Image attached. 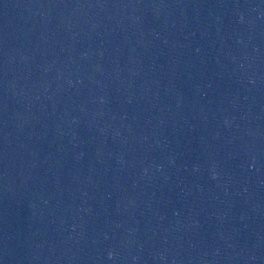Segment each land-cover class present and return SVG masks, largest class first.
Listing matches in <instances>:
<instances>
[{
    "label": "water",
    "instance_id": "obj_1",
    "mask_svg": "<svg viewBox=\"0 0 264 264\" xmlns=\"http://www.w3.org/2000/svg\"><path fill=\"white\" fill-rule=\"evenodd\" d=\"M0 264H264V0H0Z\"/></svg>",
    "mask_w": 264,
    "mask_h": 264
}]
</instances>
